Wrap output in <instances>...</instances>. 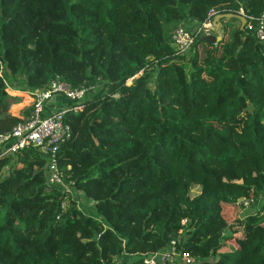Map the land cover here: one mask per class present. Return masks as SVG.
I'll list each match as a JSON object with an SVG mask.
<instances>
[{
    "label": "trees",
    "instance_id": "1",
    "mask_svg": "<svg viewBox=\"0 0 264 264\" xmlns=\"http://www.w3.org/2000/svg\"><path fill=\"white\" fill-rule=\"evenodd\" d=\"M212 12L222 39L195 26L174 51V30ZM263 12L264 0H0V133L22 120L16 83L97 85L67 113L59 153L93 210L48 189L35 148L1 157L0 264H148L172 242L195 264H264V203L232 222L243 198L264 197Z\"/></svg>",
    "mask_w": 264,
    "mask_h": 264
},
{
    "label": "built area",
    "instance_id": "2",
    "mask_svg": "<svg viewBox=\"0 0 264 264\" xmlns=\"http://www.w3.org/2000/svg\"><path fill=\"white\" fill-rule=\"evenodd\" d=\"M212 16H214L213 12L204 23L196 26L194 32L202 36L216 32V22L212 19ZM260 21L261 25L256 33L260 39H263L264 12ZM249 28H252V25ZM192 43L193 35L191 31L185 24L179 25L172 35L174 51L179 54H185L189 51ZM142 74L141 72L132 77L128 80V83H131L133 79ZM96 87L97 85L72 87L56 76L47 87L30 89V98L33 101L30 112L11 129L0 133V158L15 154L23 148L33 147L46 158V185L48 189L61 188L64 192L74 195L73 183L64 181L63 173L59 167L61 146L73 135L72 128L66 121V115L69 111L76 112L80 110L84 101L91 97ZM53 97L55 98L54 100H52ZM58 99L63 103H65L64 99H66L75 104L72 106L67 104L63 106L57 105ZM263 203V196H259L257 200L253 198H243L241 200L243 209L251 208V212L254 211L255 213L261 212V204ZM144 262L148 264H165L167 262L195 264L196 260L189 252L179 251L176 243L172 242L166 249L144 254Z\"/></svg>",
    "mask_w": 264,
    "mask_h": 264
},
{
    "label": "rangeland",
    "instance_id": "3",
    "mask_svg": "<svg viewBox=\"0 0 264 264\" xmlns=\"http://www.w3.org/2000/svg\"><path fill=\"white\" fill-rule=\"evenodd\" d=\"M216 16H212V19L215 21ZM186 27L193 31L195 26H191L189 24L186 25ZM221 32L216 30V32L211 33V34H206L203 35V37H208L211 35H221ZM228 38V35L225 36V40ZM22 81V80H21ZM102 87V85L98 86V90ZM21 89L18 92H15L14 90ZM25 89V90H24ZM9 90V89H8ZM10 91V90H9ZM8 100L10 102V107H9V113L13 114L15 116L20 117L21 119L25 118L26 114L30 112L32 109V99L30 98V92L29 89L25 88V86L22 85V83H16V85L11 89V92H9ZM79 197L78 200L80 201L81 205H84V209L86 208L85 202L88 203L90 207V211L93 210V207L91 206L93 203L86 201V198H84V195L80 192H75V197ZM84 203V204H83ZM93 213V212H92ZM251 213V208H246V209H241L236 214L232 215V222L235 221L237 218L241 219L244 218L246 214ZM253 213H255L253 211Z\"/></svg>",
    "mask_w": 264,
    "mask_h": 264
},
{
    "label": "water",
    "instance_id": "4",
    "mask_svg": "<svg viewBox=\"0 0 264 264\" xmlns=\"http://www.w3.org/2000/svg\"><path fill=\"white\" fill-rule=\"evenodd\" d=\"M231 16H233V14H228L227 15V17H231ZM235 16H237L241 20V23H242L241 24V29H243L245 24H246V18L243 15H235ZM220 18H221L220 15H217L216 18H215L217 32L220 31V28L222 27V23L220 22ZM203 39L206 42H216V41H220L222 39V35H218V36L211 35V36H208V37H203ZM54 99L55 98L53 97L52 100H54Z\"/></svg>",
    "mask_w": 264,
    "mask_h": 264
},
{
    "label": "crops",
    "instance_id": "5",
    "mask_svg": "<svg viewBox=\"0 0 264 264\" xmlns=\"http://www.w3.org/2000/svg\"><path fill=\"white\" fill-rule=\"evenodd\" d=\"M215 18H216V17H215ZM189 25H191V26L193 27V26H197V23H191V24H189ZM11 89H13V88L10 87V88H9V90H10L9 92H11ZM19 90H20V89H17V90H14V91H15V92H18ZM58 104L63 106V105H65L66 103H63L60 99H58V100H57V105H58ZM57 105H56V106H57ZM13 114H14V113H13ZM26 115H27V114H26Z\"/></svg>",
    "mask_w": 264,
    "mask_h": 264
}]
</instances>
